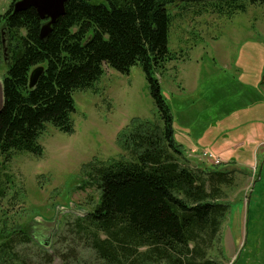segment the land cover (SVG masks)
Instances as JSON below:
<instances>
[{
	"label": "trees",
	"instance_id": "1",
	"mask_svg": "<svg viewBox=\"0 0 264 264\" xmlns=\"http://www.w3.org/2000/svg\"><path fill=\"white\" fill-rule=\"evenodd\" d=\"M16 1L0 15V44L7 36L0 63L9 65L0 110V198L10 190L3 178L9 180L16 155H44L40 139L48 125L75 132L73 94L94 89L105 66L123 74L141 66L158 117L126 125L117 138L121 159L87 166L83 187L96 185L99 201L65 223L51 254L33 242L31 223L9 231L2 220L0 264H221L208 256L230 211L220 202L223 188L234 185L235 175L187 164L158 76L177 58L169 48L170 8L201 4L232 15L264 0H72L45 40V22L33 8L15 13ZM39 66L44 72L31 89Z\"/></svg>",
	"mask_w": 264,
	"mask_h": 264
},
{
	"label": "rangeland",
	"instance_id": "2",
	"mask_svg": "<svg viewBox=\"0 0 264 264\" xmlns=\"http://www.w3.org/2000/svg\"><path fill=\"white\" fill-rule=\"evenodd\" d=\"M13 3L0 0V15ZM180 6L170 8L169 48L177 58L158 76L174 117L175 140L188 165L235 175L234 185L223 188L220 202L230 211L208 257L221 264H264V4L248 2L246 12L232 15L215 14L201 4ZM1 37L0 53L7 45V36ZM8 68L3 60L1 104ZM73 97L75 132L64 134L48 125L40 139L44 155H16L6 171L9 180L3 178L10 190L0 198V222L7 220L9 231L31 223L33 242L50 254L65 223L99 201L96 185L83 187L87 166L121 159L125 153L117 138L126 125L158 117L139 65L128 74L105 66L94 89ZM202 140L241 146L223 158L230 159L227 163L216 164L203 157L205 151H191V142Z\"/></svg>",
	"mask_w": 264,
	"mask_h": 264
},
{
	"label": "water",
	"instance_id": "3",
	"mask_svg": "<svg viewBox=\"0 0 264 264\" xmlns=\"http://www.w3.org/2000/svg\"><path fill=\"white\" fill-rule=\"evenodd\" d=\"M72 0H19L16 1L13 10L15 13L22 12L33 8L40 20H42L44 25L41 28L40 38L45 40L48 38L52 31L53 25L65 15L66 5ZM44 72V67L39 66L33 69L30 75V85L31 89L35 88L39 78ZM4 99V95H3ZM4 104V101L0 102V110Z\"/></svg>",
	"mask_w": 264,
	"mask_h": 264
},
{
	"label": "crops",
	"instance_id": "4",
	"mask_svg": "<svg viewBox=\"0 0 264 264\" xmlns=\"http://www.w3.org/2000/svg\"><path fill=\"white\" fill-rule=\"evenodd\" d=\"M230 141H223L222 143H217V144H213V143H205L204 140H202V142H197V143H193L191 142L190 148L191 151H202V152H207L209 154H212L215 158H218L219 160H222V163H227L230 159H228V161H225L223 158L227 157V158H231L230 156H232L233 152L232 149H236L239 146H241V143H239L237 146H235L234 144H228ZM196 153V152H195ZM192 155H194V153H191ZM197 154V153H196ZM190 167H192L191 165H189ZM194 168V167H192Z\"/></svg>",
	"mask_w": 264,
	"mask_h": 264
},
{
	"label": "built area",
	"instance_id": "5",
	"mask_svg": "<svg viewBox=\"0 0 264 264\" xmlns=\"http://www.w3.org/2000/svg\"><path fill=\"white\" fill-rule=\"evenodd\" d=\"M203 154H204V156H203L204 158H206L207 160H213V161H215L216 164H219V161H221L218 158H215L212 154H209L207 152H205Z\"/></svg>",
	"mask_w": 264,
	"mask_h": 264
}]
</instances>
